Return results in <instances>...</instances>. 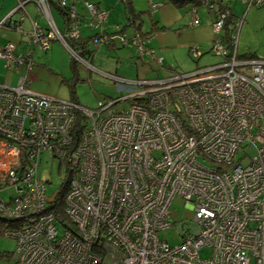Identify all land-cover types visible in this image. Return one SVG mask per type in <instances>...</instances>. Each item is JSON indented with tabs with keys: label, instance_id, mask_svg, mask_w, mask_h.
<instances>
[{
	"label": "built area",
	"instance_id": "obj_1",
	"mask_svg": "<svg viewBox=\"0 0 264 264\" xmlns=\"http://www.w3.org/2000/svg\"><path fill=\"white\" fill-rule=\"evenodd\" d=\"M52 1L69 19L65 34L52 22L46 29L34 26L27 45L47 51L60 41L89 68L73 45L80 39L76 4L83 2L95 28L108 14L87 0H18L14 11L22 21L33 2L49 21ZM175 1L192 5V26L200 25L199 6L213 14L208 52L221 61L164 80L111 78L123 95L92 110L32 93L31 50L17 55L11 43L0 49L5 68L26 71L15 87L0 86V213L19 223L5 232L16 242L7 264H264V60L237 55L241 19L230 26L229 40L223 38L232 0ZM248 6L264 7V0ZM159 7L149 0V13ZM115 31L101 30L92 43L118 40L162 66L138 36ZM189 55L199 59V48ZM128 100L138 104L114 109ZM77 114L81 129L73 143ZM45 153L70 175L64 220L47 210L52 198L36 177ZM7 188L16 192L9 202L1 198ZM175 198L190 206L194 227L182 228L181 243L170 246L158 234L173 227ZM202 250L209 257L201 258Z\"/></svg>",
	"mask_w": 264,
	"mask_h": 264
},
{
	"label": "rangeland",
	"instance_id": "obj_2",
	"mask_svg": "<svg viewBox=\"0 0 264 264\" xmlns=\"http://www.w3.org/2000/svg\"><path fill=\"white\" fill-rule=\"evenodd\" d=\"M88 1L93 4L97 3L102 10H105L111 16L110 23L108 25L104 24L110 30L118 26H115L117 23L124 26L127 17L130 16L126 13L124 1ZM146 1L148 0H133L132 3H134L137 11H146ZM249 1L233 0L232 3V13L236 18L243 19L237 35V55L243 57L246 54H252L257 59L264 60V7H249ZM154 2L160 5L158 8L160 19L155 18L153 20L158 22V27H164L165 29L154 33V36L149 39L147 47L153 51L156 59H162L164 69L156 72L159 77L164 78L165 76H174V74H187L221 61L220 57L208 52V48L214 39L213 14H211L212 17L209 16L207 9L199 6L197 8V16L200 20V25L192 26L191 4V6L185 5L178 8L170 0H154ZM76 6L77 14L83 16L86 13L83 12V4L78 3ZM187 7H189L188 10ZM17 16L19 17V15ZM141 17L144 20L143 24L145 27L143 28V33H145L151 27V17L147 14H143ZM81 29L85 28L83 26L80 28L82 39L98 32L97 29H86L83 31ZM125 31L127 36H130L132 33L130 29H126ZM116 41L119 43L118 40ZM120 47L122 46L118 45V49L110 50L109 54L104 48H100L95 58H93V64L90 59L85 58L84 61L90 66L89 69L81 63L77 64L78 80L73 83V89L77 103L81 108L92 110L106 97L112 99L123 95L121 92H118L113 81L95 73L93 69L110 75V77L114 76L126 81L127 84L140 80H142L141 82L146 81V76H141L150 69L149 66L144 64L145 60L138 57V52L130 46ZM193 47L199 48V54H201L199 59H192L190 57L189 49ZM34 58L38 67L45 66V68H39L37 78L31 83V91L51 100L70 102L71 94L68 79L73 77V73L69 66L72 57L67 50L59 43H56L53 45L52 51L46 54L37 52ZM147 58L152 59L151 57ZM0 67L4 73L5 68H2L1 63ZM171 68L175 70H171ZM87 70L91 71L88 73ZM18 79H20L18 75L11 74L9 87H15ZM1 81L0 79V83ZM128 107V103H121L114 107V109L120 111ZM245 152L249 157L254 156L252 148H246ZM241 156L243 154L240 150L238 157ZM245 163L246 161L243 162V165ZM64 173L65 168L60 165L57 159H54L48 153L41 156L40 162L37 165L36 177L46 183L47 193L51 198L56 196ZM15 193L14 188H7L2 190L1 198L5 202H9L10 197H15ZM169 211L170 222L173 224V227L160 232L158 237L170 246H177L181 243L182 228L188 227L193 230V212L190 206L181 198L173 199ZM58 230L61 231L60 229ZM15 248L16 242L9 238L5 232L3 234L0 233V264H7L9 262L7 257L14 252ZM200 257H209V252L207 250L200 251Z\"/></svg>",
	"mask_w": 264,
	"mask_h": 264
},
{
	"label": "crops",
	"instance_id": "obj_3",
	"mask_svg": "<svg viewBox=\"0 0 264 264\" xmlns=\"http://www.w3.org/2000/svg\"><path fill=\"white\" fill-rule=\"evenodd\" d=\"M132 2H133V0H132ZM148 2H149V0L145 2V3H147L146 11H137V8L135 7L134 3H132V5L130 6L129 10L126 11V13L128 15H130L129 17H127V16L126 17H127V19H131L130 20L131 22H129L126 19V23L124 24V26L128 25V27L123 29L124 35L127 34L126 31H125L126 29H130L133 34L135 33V30H133V28L130 26V23H132L133 20H134V23H135V20H136L137 23L139 22V24L142 25V29L141 30L143 32V28L145 27V25L143 24L144 20L141 17V16H143V14L144 15H146V14L149 15L151 17V21L153 19H155V18H159L160 19V12L159 11H157L153 15H150V13H148ZM78 3H82L83 4V2H78ZM89 3H91V2H89ZM232 3H233V0L231 1V4H230V10H231V14L233 16H235L232 13ZM17 4H18V0H0V49H2L8 43H11V44H13L15 46L14 53L17 54V55H19V54L26 55L27 50H31L30 54H31V59L33 61V66H32L31 70L27 74H28V80L30 82V90H32L31 89V87H32L31 83H33L34 80L37 78V74L39 72V68L40 69L45 68V66H43V67L39 66L38 67L37 63L35 62V58H34L36 53L37 52L38 53L43 52V53L46 54L47 52L53 50V45L56 44V43H59L65 49H66V47L60 41H58V42H53L50 45V48L47 51H41L38 48L32 49L30 46L27 45V41H28L27 34L32 31L34 26H37V27H39L41 29H46L47 26H48V22H52V24L54 25L56 30L61 35H64L66 30H67V26L65 24V20H64L62 14H61V10L57 8L56 4L53 1L49 5V14H50L49 15V21L46 20V18L43 15L40 14V12L37 9V6L34 3L33 4H28V5L25 6V8H24L25 16H24V19L22 21H19V17L17 16L19 14H17V13H14L11 16V18L9 20H7V18L14 12L15 8L17 7ZM91 4H93V3H91ZM94 5H96L97 8L102 10L98 6L97 3L94 4ZM187 5H190V4H187ZM188 8L189 7H187V10H188ZM102 11H105V10H102ZM83 12L84 13L86 12L83 16L78 14V16L80 18V27H79V29L82 28V26H83V28H85V29H81V31L86 30V29H97V31H98V32L96 31L97 33H99L101 30H103L105 32L108 31L107 33H111L112 30H110L109 28L105 27V25H104L105 23H106V25H108V23H110V19H111L110 15H107L106 21L100 26V28H95L94 25H91L89 15H88L87 10L84 7V4H83ZM208 15L211 16L210 14H208ZM136 16L138 18H135ZM9 21L17 23L18 25H16L14 28H12V27H10V25H8ZM87 22H88V24H87ZM116 25L122 26L120 23L115 24V26ZM124 26H122V27H124ZM89 27H91V28H89ZM150 28H148V30ZM148 30L146 32H148ZM97 33H94V34H92V35H90L88 37H85L83 39L81 38V34H80L81 41H86V40L92 38L93 36H95ZM132 33L130 34V36H127V35L126 36L127 37H131V35H133ZM89 41H90L89 49H92L93 52H94L92 54V56L90 57V60H91L92 64H93V58H95L96 53L98 52V50L100 48H104L109 54L110 50L118 49L117 46L120 45L117 41H115V42L110 43L108 45L100 44V45L97 46V45H94L92 43V39H90ZM148 42H149V40H148ZM120 48H124V47H120ZM150 51H152V50H150ZM67 52H68V50H67ZM138 57H141L143 60H145L144 64L150 67V69L146 73H143V75H141L142 77L146 76V79H145L146 81L145 82L153 81V80H156V79H161L162 80V79H166V78H170L171 77V76H167V77L165 76L164 78L159 77V75L156 72L161 70V69H164V68L163 67L160 68L155 61H153L152 59L147 58V57H150L148 54L142 55V56H138ZM71 61L72 60H70V62H69V66H70V70L72 71V69H71V66H72ZM0 63H1L2 68L4 69L5 68L4 61L0 59ZM153 66H155V67H153ZM162 66H163V63H162ZM76 69H77V66H76ZM87 69H89V68H87ZM4 71L5 72L3 73L2 69L0 67V72L3 73L2 75L0 73V79L2 80L1 83H0V86H4V87H9L10 86L9 85V83H10L9 80L11 78V74H16V76L18 75L19 78H21L26 73L24 68L13 69V67H9V68H5ZM89 71H91V70H89ZM89 71H88V73H89ZM93 71L95 73H97V74L103 75L104 77L108 78V80H110V81H112L111 78H116L114 76L110 77V75L102 73V72L98 71L97 69H95V70L93 69ZM77 73H78V70H77ZM154 75H155V77H153ZM68 80L70 81L71 77ZM18 81H19V79H18ZM140 81H142V80H140ZM32 93H34V92H32ZM34 94H36V93H34ZM37 95H39V94H37ZM74 99L77 102V100L75 98V95H74ZM106 99H108V97H106Z\"/></svg>",
	"mask_w": 264,
	"mask_h": 264
},
{
	"label": "trees",
	"instance_id": "obj_4",
	"mask_svg": "<svg viewBox=\"0 0 264 264\" xmlns=\"http://www.w3.org/2000/svg\"><path fill=\"white\" fill-rule=\"evenodd\" d=\"M121 1H124L125 2L126 10H129L130 6L132 5V0H121ZM170 1L176 7H178V8L184 7L185 5L188 4V3H185V2L184 3H179V2H177L175 0H170ZM96 8H97V6H96ZM97 10H100V9L97 8ZM148 13H149V10H148ZM155 13H152V14L150 13V15H153ZM61 14H62V16H63V18L65 20L66 26H68L69 19L67 17V14L63 10H61ZM135 18H138V17L136 16ZM236 19L237 18L231 14L229 20L226 22V26H225L224 32H223V38H225V41H228L229 40L230 35L232 34V30H233V28L230 27V26L233 25V21L236 20ZM127 20L129 22H131L130 21L131 19H127ZM241 20L243 21V19H241ZM130 26L133 28V30H135V33L133 35H131V37L138 36L141 41H143V42L146 43V48L147 49H149L147 47L148 40L151 39L154 36V33L158 32V31H163L165 29L164 27H158L157 21H153V20L151 21V28L148 30V32H145V33H143L142 30H141L142 29V25L139 24V22L137 23L136 20H135V23H134V20H133V22L130 23ZM116 27H118V29L120 30V32H123V29L127 28L128 25L127 26H124V27H122V26H116ZM107 32H105V33H107ZM107 34H109L111 36V35L117 34V32L115 31V28H114L111 33H107ZM97 36H98V33L95 36H93L92 38L97 37ZM92 38H90V39H92ZM90 39H88L86 41H81V38H80L78 41H75L73 43V45H75L76 47H78V48L81 49V52L80 53L82 55L83 60L85 58L90 59V57L94 53L92 49H89V43H90L89 40ZM119 46H122V45H119ZM122 47H127V46H122ZM131 48L132 49H135L132 46H131ZM239 57L241 59H245V60H248V59H250V60L257 59L252 54H246L243 57L242 56H239ZM77 63L78 62H76L75 60L72 59V61H71V64H72L71 69H72L73 77L69 81V83H70V94H71V101L70 102H73V103H76V104H78V103L74 99L75 93H74V89H73V87H74V84L73 83L74 82H77V80H78V78H77V69H76ZM162 67L163 66H161L160 68H162ZM173 69L171 68V70H173ZM117 79H119V78H117ZM156 80H161V79H156ZM162 80H164V79H162ZM125 102L126 103H129L131 105H137L138 104V101L137 100H134V101L128 100V101H125ZM81 120H82V117L79 114H77L76 115L75 122H74V124L72 125V127L70 129V134H71V136H73V143L78 140L77 138H78V136L80 134V129H81L80 128ZM59 175H61V174H59ZM69 178H70L69 173L65 172L64 175L62 176V183H61V185L59 187V190H58L56 196L53 197L50 200V202H49L50 205L48 206V209L47 210H51L52 212H54V214H55V216H56L57 219H63L64 220V213H63L64 204H63V198H64L65 193L67 192ZM18 224L19 223L17 221H15V220H12V219L11 220H7L0 213V231H1L0 233L1 234H3L4 232H6L8 229L17 227Z\"/></svg>",
	"mask_w": 264,
	"mask_h": 264
},
{
	"label": "water",
	"instance_id": "obj_5",
	"mask_svg": "<svg viewBox=\"0 0 264 264\" xmlns=\"http://www.w3.org/2000/svg\"><path fill=\"white\" fill-rule=\"evenodd\" d=\"M28 4H33V2H31V3H28ZM27 4V5H28ZM14 13H16V11H14L8 18H7V20H9L10 18H11V16L14 14Z\"/></svg>",
	"mask_w": 264,
	"mask_h": 264
}]
</instances>
